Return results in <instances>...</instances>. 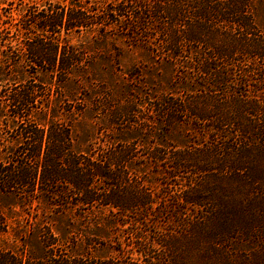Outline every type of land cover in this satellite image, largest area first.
<instances>
[{
  "label": "trees",
  "instance_id": "1",
  "mask_svg": "<svg viewBox=\"0 0 264 264\" xmlns=\"http://www.w3.org/2000/svg\"><path fill=\"white\" fill-rule=\"evenodd\" d=\"M47 4L26 10L18 29L24 37L0 52V83L9 86L0 102V202L8 200L10 211L33 201L56 206L55 231L36 253L0 246V264H198L204 252L236 247L239 236L252 238L244 245L249 251L261 246L264 0ZM82 30L103 41L159 38L155 50H164L169 75L153 70L142 79L137 71L112 70L127 93L116 97L102 73L92 72L90 54L66 39ZM25 62L35 69L29 85ZM38 68L59 89L71 75L96 80L90 86L99 129L113 138L94 150L78 148L73 127L55 114L60 102L71 106L69 114L75 105L59 95L50 107L51 98L38 95ZM182 127L194 136L176 142L170 134ZM241 215L242 225L232 220ZM8 218L0 207V233L10 228ZM125 231L134 239L123 246ZM113 233L118 255L97 256L99 234ZM58 246L67 252L56 254ZM133 251L137 257L127 256Z\"/></svg>",
  "mask_w": 264,
  "mask_h": 264
},
{
  "label": "rangeland",
  "instance_id": "2",
  "mask_svg": "<svg viewBox=\"0 0 264 264\" xmlns=\"http://www.w3.org/2000/svg\"><path fill=\"white\" fill-rule=\"evenodd\" d=\"M77 1L78 0H0V52L1 50L4 51V49L7 50L6 45L8 43L16 46V44L21 41L22 37H24V34L18 29H21L20 19L27 9L26 15L28 12L34 11V9L40 12V9L43 7L44 9L46 8L45 10L51 8L47 3L53 4V8H56L62 7L65 3ZM84 1L89 2V0ZM92 8L97 10L96 6H92ZM119 30H121V26L112 27L109 29L108 37H111V35L113 36V34ZM66 39L69 43L74 44L78 48H82L87 54H90L89 58L86 60H91L92 72H101V83L104 84L105 88H110L113 94L119 98L125 96L127 93L122 92L124 90H122L123 88L118 82L120 77L118 79L117 75L112 74V70L119 71V69H122L124 71H137L138 74H141L142 79L144 76L151 75L153 70L160 72L163 76H167L170 73L168 68L160 61L162 59L159 53L162 52L163 55L166 56L164 50H161V46L159 50H155L160 43V39L157 37H151L149 41L146 40L147 42L142 40L137 44H133L123 39L114 41L109 39L103 41L100 37H97L95 33L82 30L70 33ZM148 43H150L151 49H154V56L152 51L146 46ZM32 67H34V64L31 62L23 63V69H27L25 73L28 72V78L24 80L26 85H29L28 82L32 79L31 72L35 71ZM37 75L36 77L39 80L37 81L39 88L38 95L44 98H51L50 103L48 102L50 107H54L53 99L59 97V95H61L62 98H67L68 100L66 101L75 105L73 113L69 114L67 110L70 109L71 106L66 102H60L59 110L55 112V114H58V118L64 122H68L73 127L78 148L83 149L92 145V147L94 146V150L96 147H100L105 141H109L113 138L99 129L101 123L99 117H97V111L100 106H96L94 102L96 94L90 86H95L97 84L96 80L88 79L86 81L83 77L76 76L75 78V75H71L73 81H68L65 83V86L59 89L57 85H54L57 81L53 79V75H50L44 68H38ZM75 79L78 80V82L81 81L79 87L76 86ZM3 84L4 83H0V102L5 101V94H7L9 89V86H5L6 88H4L2 86ZM144 88L148 89L146 85ZM104 90L109 94L112 93L109 92V89ZM145 92H148V90L145 89ZM65 94L67 96H64ZM80 108L81 110H78ZM182 130L170 134L174 141L182 142L183 139L187 141L189 136H194V133L190 130H186L185 127H182ZM183 135L187 136V138ZM142 151L143 150L140 149L138 153H142ZM261 161L262 159H260V162ZM151 181L152 187L156 189V191L160 190V184L156 183L153 178H151ZM9 206L10 202L8 200L0 202V207L4 213L8 214V221H10V228L8 231L0 233V246L18 250L23 247V245H26V249L33 250L36 253L39 249L38 244H46L47 238L49 241H53V234L51 235V233H53V225H55L53 218L57 215L56 206L46 205V207L43 203H40V201H33L31 205H15L12 211L9 210ZM232 220L235 223H237L236 221L240 222L239 225L244 223L242 215L241 218H234ZM48 223L52 228L50 230L45 227ZM124 228L125 227H122V230H124ZM45 232H48L49 235H42V233ZM99 235L100 238H98L97 241L100 244L97 247L98 251L95 252L96 255L101 257L115 256L117 254L115 248L119 247V244L115 242L116 238H118L115 236V233ZM128 235L131 234H127L126 231L119 235V239L125 241V245L123 246L130 243L129 241L132 236L129 237ZM133 239L132 237L131 240ZM251 241V237L245 238L239 236L236 240V247L231 248L233 250L229 249L226 251L220 248L214 250L213 254H206L204 252L202 254L203 256L199 257L198 264H264V241L261 243V246L254 247L249 251L245 249L244 245L247 244L251 247ZM127 247L130 248V246ZM66 252V247L63 246H58L55 250L56 254H63ZM199 253L201 254V252ZM49 255L50 253H48V256L46 255V258L48 260H53V249L51 251V259ZM194 255H196V253ZM127 256L137 257L138 254L136 251H133ZM246 259H248V261H246ZM257 259H261V262ZM46 264H53V261L47 262Z\"/></svg>",
  "mask_w": 264,
  "mask_h": 264
}]
</instances>
